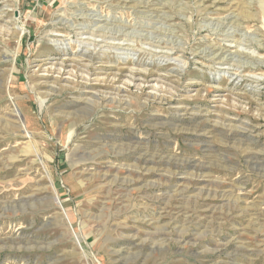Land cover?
I'll return each mask as SVG.
<instances>
[{
	"label": "rangeland",
	"instance_id": "rangeland-1",
	"mask_svg": "<svg viewBox=\"0 0 264 264\" xmlns=\"http://www.w3.org/2000/svg\"><path fill=\"white\" fill-rule=\"evenodd\" d=\"M0 264H264V0H0Z\"/></svg>",
	"mask_w": 264,
	"mask_h": 264
},
{
	"label": "bare ground",
	"instance_id": "bare-ground-1",
	"mask_svg": "<svg viewBox=\"0 0 264 264\" xmlns=\"http://www.w3.org/2000/svg\"><path fill=\"white\" fill-rule=\"evenodd\" d=\"M105 31V30H104ZM87 45V44H86ZM21 120V119H20ZM168 158V157H167Z\"/></svg>",
	"mask_w": 264,
	"mask_h": 264
},
{
	"label": "built area",
	"instance_id": "built-area-1",
	"mask_svg": "<svg viewBox=\"0 0 264 264\" xmlns=\"http://www.w3.org/2000/svg\"><path fill=\"white\" fill-rule=\"evenodd\" d=\"M59 1V0H58Z\"/></svg>",
	"mask_w": 264,
	"mask_h": 264
}]
</instances>
